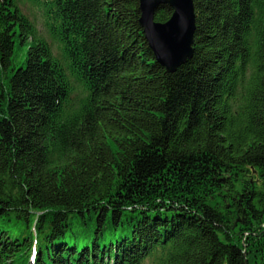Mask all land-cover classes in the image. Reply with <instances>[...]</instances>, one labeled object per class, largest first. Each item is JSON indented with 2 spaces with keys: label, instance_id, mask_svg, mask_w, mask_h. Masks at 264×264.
Returning <instances> with one entry per match:
<instances>
[{
  "label": "trees",
  "instance_id": "trees-1",
  "mask_svg": "<svg viewBox=\"0 0 264 264\" xmlns=\"http://www.w3.org/2000/svg\"><path fill=\"white\" fill-rule=\"evenodd\" d=\"M194 4L167 72L140 0H0V264H264V0Z\"/></svg>",
  "mask_w": 264,
  "mask_h": 264
},
{
  "label": "water",
  "instance_id": "water-1",
  "mask_svg": "<svg viewBox=\"0 0 264 264\" xmlns=\"http://www.w3.org/2000/svg\"><path fill=\"white\" fill-rule=\"evenodd\" d=\"M161 4H168L173 9L165 22L155 20L156 10ZM140 10V23L157 61L167 72L176 71L194 54V0H140Z\"/></svg>",
  "mask_w": 264,
  "mask_h": 264
},
{
  "label": "rangeland",
  "instance_id": "rangeland-1",
  "mask_svg": "<svg viewBox=\"0 0 264 264\" xmlns=\"http://www.w3.org/2000/svg\"><path fill=\"white\" fill-rule=\"evenodd\" d=\"M31 6H32L31 16H35L34 18L38 24V28L41 29V33H43V35H45L46 38H48V33L45 24H43V18L40 9L34 5Z\"/></svg>",
  "mask_w": 264,
  "mask_h": 264
}]
</instances>
